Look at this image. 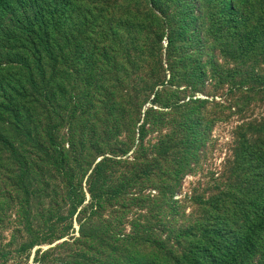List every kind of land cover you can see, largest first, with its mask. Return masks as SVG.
<instances>
[{"label":"trees","instance_id":"obj_1","mask_svg":"<svg viewBox=\"0 0 264 264\" xmlns=\"http://www.w3.org/2000/svg\"><path fill=\"white\" fill-rule=\"evenodd\" d=\"M107 1L0 0V182L17 195L21 210L31 197H44L56 212L43 217L63 220L54 228L29 227L23 247L71 236L76 219L79 237L65 243L73 261L67 264L89 258L96 264H264V113L232 129L220 191L182 197L190 162L204 143L200 130L213 126L202 121L204 109L222 105L227 94L264 89V0H125L121 15ZM114 16L139 23L128 26L137 33L125 53L138 81L129 87L126 145L98 148L103 158L94 163L72 135L65 147L53 131L61 121L57 71L65 51L76 54L79 25L91 38V21ZM100 53L102 67L108 55ZM164 128L179 134L146 143L149 133ZM119 195L143 216L141 233L132 223L127 235L124 218L98 230L99 212Z\"/></svg>","mask_w":264,"mask_h":264},{"label":"rangeland","instance_id":"obj_2","mask_svg":"<svg viewBox=\"0 0 264 264\" xmlns=\"http://www.w3.org/2000/svg\"><path fill=\"white\" fill-rule=\"evenodd\" d=\"M122 1L125 0H108V8L116 12L119 11L121 15L122 10L125 11L128 8V5L122 6ZM119 8L121 9L119 10ZM130 20L128 16L122 19H119V16H114L105 21L98 17L97 20L89 23V26H93V28L95 26L91 38L85 37L84 25H79L80 33L75 49L76 54L72 58L70 52L65 51L63 63L57 71V75L61 77L59 86V96L62 98L59 104L61 121L55 123L53 131H56V134L65 141V147H68L70 135H72L74 142H78L83 149L89 150V161L94 163L103 158L101 154L97 155L95 152L98 148L105 150L121 148L126 145L128 140V109L126 105H128L130 96L129 87L132 81H138V78L131 74L130 67L134 64L130 63L125 53L130 37L137 33L135 30L128 29V26H139V23L135 25ZM116 28L118 32L115 34ZM109 29L108 34L106 32ZM165 34H167V30ZM116 38H119L121 43V56L125 54L122 58L119 56V60H121L118 66L113 65L112 62L115 58L112 50ZM103 40L108 44L106 49H101L104 47L100 44ZM161 44L164 47L167 45L164 37L160 39ZM100 51H107L108 55L105 57L102 67L96 65ZM135 66L140 67V63L135 61ZM262 78L263 82L259 83L260 87H264V73ZM197 95L206 98L202 94ZM216 100L218 101L220 98L217 97ZM221 100L223 102L226 100V102L214 107L208 106L200 115L204 123L213 122V126L200 130L204 136V143L197 149L190 162L192 172L183 182L182 197L190 192H198L201 196L205 195L206 199L220 191V180L228 170L226 165L230 156L228 151L231 147V134L235 132L232 129L238 125L239 121H246L249 118L258 120L264 113L263 88L254 89L250 94H245L244 91L227 94ZM49 103L54 106V98L50 99ZM231 105L234 109L230 111ZM176 132L178 131L159 129L157 132L149 133L145 140L147 144H153L166 134L174 135ZM85 183L86 176L83 184L86 189ZM4 186L0 182V264H35L36 261L40 264L41 262L42 264H67L69 248L65 246V243L69 245L70 238L79 237L80 227L76 219L74 222L75 232L71 236L39 243L31 249L24 248L23 244L28 236L26 230L29 227L40 226L41 229H44L53 226L54 228L55 224L63 225V220L56 217L52 219L47 216L43 217L48 211L56 212V209L48 206L49 201L44 197L35 201L31 197L29 205H24L21 210L16 200L17 195L10 189L5 191ZM127 198L119 195L111 208L107 207L101 213L99 212L98 230L102 231L104 222L111 224V228H115L124 218V223L127 224V235L131 233L129 226L132 223L138 226V232L141 233L143 216L136 208L132 207ZM175 198H180V195H176ZM89 200L90 195L86 192V204ZM22 211L27 214L31 213V218H19L17 215ZM123 211L125 212L123 213ZM89 259H91L90 263L81 259L78 264H96L95 258ZM68 262L72 263L73 261Z\"/></svg>","mask_w":264,"mask_h":264}]
</instances>
